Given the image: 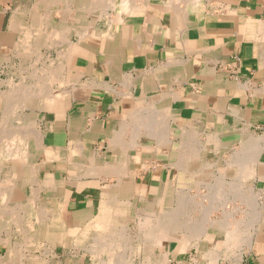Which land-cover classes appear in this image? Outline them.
Here are the masks:
<instances>
[{"label":"crops","instance_id":"crops-1","mask_svg":"<svg viewBox=\"0 0 264 264\" xmlns=\"http://www.w3.org/2000/svg\"><path fill=\"white\" fill-rule=\"evenodd\" d=\"M38 76L43 96L20 119L38 126L42 146L21 160L22 182L39 188L64 234L112 236L95 223L106 203L119 205L111 231L134 226L144 239L147 215L199 198L217 207L206 231L189 223L140 239L142 264H264V0H0V91ZM14 103L0 99V122ZM207 188L225 196L209 201ZM228 201L241 209L228 214ZM93 253L106 262L105 249Z\"/></svg>","mask_w":264,"mask_h":264},{"label":"rangeland","instance_id":"rangeland-1","mask_svg":"<svg viewBox=\"0 0 264 264\" xmlns=\"http://www.w3.org/2000/svg\"><path fill=\"white\" fill-rule=\"evenodd\" d=\"M21 88H22V86H20V84H19V86L15 88L14 92H1L0 91V98L1 99L7 98V100H9V102H13L14 100H15L14 102H16V98L23 96V95H26V93H27V91H25L26 92L25 93L23 89H22L23 90L22 91ZM12 98H13V100H12ZM5 111H6L5 112V118L2 120V122H0V132H1L0 133V140H1L0 145H1V147L7 148L5 146L8 144V142H7L8 140L5 141L6 137L7 136L9 137V133L12 130L14 131V129H17L21 125V119L19 117L23 116V114H22L23 109L18 107L17 109L11 108L10 110H5ZM7 112H9L10 115H8ZM14 113H16V114H14ZM5 120H6V122H5ZM34 125L35 124H33V127H34ZM15 126H17V127H15ZM11 128H13V129H11ZM3 130H5V132H3ZM6 132H7V134H6ZM33 140H34V138L30 140L31 145H32V142H34ZM31 150L32 149L30 147V151ZM21 160L23 162V158L4 157L3 154H0V167H2V172L0 173V183H1L0 184V187H1L0 191L1 192L4 190L6 191L7 188H5V187L9 183V181H11L12 182L11 185L15 182H16V184H18L19 191H20V193H22L21 194L22 198H19L20 202L19 201L13 202L10 199L9 201H5L6 203L4 202L6 204L5 205L0 201V219H1L0 222L2 221L1 222L2 224L0 223V238H1L0 239V264H94L95 262L99 261L93 253V246H95L96 243L98 242L99 232L94 231V235L84 236L83 241L80 244L77 240L78 239L77 237L72 236V235H68L69 232H68V234L65 233L66 235L64 234V232H65L64 229L60 226V223H58V221L55 218V215H56L55 212H49L48 215H46V217L44 214H42L41 215L42 216V219H41L42 223H41L40 220L35 219L37 217H36L34 212L24 213L21 210H20V212L18 211L19 209L17 208V205L18 204H25L27 200L28 201L32 200L33 199L32 193H34L36 195L37 189H39L38 187L37 188L33 187L31 192L29 193V191H30L29 188H26L28 186H26V187L23 186V182H24L23 180H24V178H26L28 176V168L24 167ZM7 175H8V177H7ZM13 175L15 177H13ZM4 182H6V183H4ZM25 183L28 184L29 182H25ZM1 192H0V194H1ZM190 192L194 196H199L198 190H191ZM213 193H214L213 189H211V190L207 189V190H203V194H201V195H203V196L206 195V197L208 199L212 196ZM0 198H1V195H0ZM0 200L3 201V199H0ZM23 200H25V201H23ZM197 200L200 201L199 198H197ZM197 202H195V204L197 206L195 204L188 206L189 208L191 207L189 209V211H184V212H181L179 214L178 213L174 214V216L176 217V218H174L175 222L177 221L176 223L175 222L174 223L180 227V230H182V228L184 226L187 227L189 225V223H192V224L195 223L194 226L196 227V226L202 225V223H204L205 221L210 220L209 215L212 212L209 214L206 210H207V208L209 209V207H211V206L199 204ZM229 204H230V201H229ZM10 207L12 209H10ZM49 207H52V206H49ZM188 207H187V210H188ZM227 207H230V206L227 205ZM7 208H9L10 210ZM232 208H236V206H233ZM15 209H17V212L13 211ZM9 212H11V213H9ZM206 212H207L208 216L206 215ZM18 213H19V215H18ZM176 214H178L177 215L178 217L176 216ZM49 215H51V216H49ZM204 215H206L205 219H207V220H204V221L199 223V221L201 220L200 218L202 216L204 217ZM220 215H221L220 212H218V216H220ZM18 216L23 217V218H19ZM43 217L45 220L43 219ZM4 218H5V220H4ZM6 218H8V219L6 220ZM188 218L192 219V221L189 220ZM37 221H38L39 225H38ZM44 222H46V224H47L46 226L42 225ZM40 223H41V225H40ZM31 225H33V226H31ZM9 226H11V227H9ZM31 227L33 228L32 230L30 229ZM12 228H13V230H12ZM16 228H17V232H16ZM123 230L124 231L126 230L125 235H124ZM28 231H30V232H28ZM114 231H117L120 234V235L116 236V237H118V238L120 237V238L119 239L115 238V239H118V240H116L115 243L120 241L121 243L119 242L118 244L119 245L121 244V246L117 245L118 247L115 250L116 253H115V251L111 253V255H115V257H116V260H112L113 264H123V263L124 264H142L144 259L141 258V254L134 252L135 248H137V246L141 245L140 239H143L141 237L142 235L140 236V230H136V228H134V226H131V228H125V229H122V228L119 229L118 228V229H115ZM21 234H23V235H21ZM25 234L29 237L34 238V239H31L29 237L27 238ZM24 235H25V237H24ZM33 235H34V237H33ZM69 236H71V237H69ZM121 236L126 241H124V239H122ZM23 238L24 239L27 238V239L24 240ZM28 239H31L29 241H33V242H29ZM101 239L102 238H99V241ZM168 239H169V236L167 238L163 239V241H161L158 245L161 246L163 244V242H165ZM123 241H124V243H122ZM28 242L31 243V245ZM70 246H72L76 249H79V250L81 249V251H78V250L75 251V250L71 249ZM155 246H157V245H155ZM87 248H89V250H90L89 253L85 252V250H87ZM17 251H19L20 254ZM103 255H104L103 257L105 258V260L108 261L109 253L107 252V254H103ZM142 255H144V254H142ZM159 257H160V255H159ZM9 258H10V260H9ZM160 264H165V261H163V263L160 262Z\"/></svg>","mask_w":264,"mask_h":264},{"label":"bare ground","instance_id":"bare-ground-1","mask_svg":"<svg viewBox=\"0 0 264 264\" xmlns=\"http://www.w3.org/2000/svg\"><path fill=\"white\" fill-rule=\"evenodd\" d=\"M73 1V0H72ZM184 1H186V0H184ZM135 2V1H134ZM136 2H138L139 3V1H136ZM173 2V1H172ZM129 3V2H128ZM127 3V4H128ZM131 3V2H130ZM73 4V3H72ZM126 4V3H125ZM124 4V5H125ZM136 4V3H135ZM62 5V4H61ZM122 5V4H121ZM123 5V6H124ZM65 6H66V4H65ZM76 6V5H75ZM174 6H176V5H174ZM62 7V6H61ZM114 7V6H113ZM65 8H67V7H65ZM95 8V7H94ZM98 8V7H97ZM126 8H127V6H126ZM96 9V8H95ZM121 9H123V8H121ZM133 9V8H132ZM101 10H104V9H101ZM125 9H123V11H124ZM126 11V10H125ZM99 14H101V13H99ZM106 18H107V16H106ZM68 24V23H67ZM67 24H66V26H67ZM70 26V25H69ZM63 28H64V26H63ZM66 29H69L68 27L66 28ZM29 30V29H28ZM45 30V29H44ZM70 30V29H69ZM26 32V31H25ZM38 32V31H37ZM45 32V31H44ZM48 32H50V30H48ZM55 32V31H54ZM64 32V31H63ZM75 32V31H74ZM35 34H36V31L34 32ZM39 33V35L38 36H40V32H38ZM45 33H47V32H45ZM56 33V32H55ZM47 34H49V33H47ZM52 34V33H51ZM61 34V33H60ZM81 34V33H80ZM37 35V34H36ZM35 35V36H36ZM53 35V34H52ZM57 34H54L53 36H56ZM25 36V35H24ZM26 36H27V34H26ZM62 36V35H61ZM29 37H31V35H29ZM37 37V36H36ZM51 37V36H50ZM26 38V37H25ZM28 39V38H27ZM27 39H26V41H27ZM36 39V38H35ZM52 39H53V37H52ZM60 39H62V38H60ZM21 41H23L22 39H20ZM25 40V39H24ZM28 40H30V39H28ZM66 40V39H65ZM18 41V40H17ZM61 41V40H60ZM16 42V41H15ZM33 42H34V40H33ZM36 42H37V40H36ZM35 42V43H36ZM62 42H65V41H62ZM61 42V43H62ZM17 43V42H16ZM20 43V42H19ZM27 43V42H26ZM56 43H58V42H56ZM28 44V43H27ZM31 44V43H30ZM34 44V43H33ZM67 44H69V43H67ZM18 45V44H17ZM40 45V44H39ZM53 45V44H52ZM57 45V44H56ZM45 46V45H44ZM23 47V46H22ZM53 47V46H52ZM17 48H18V46H17ZM56 50V49H55ZM54 50V51H55ZM60 50H62V49H60ZM28 51H30V50H28ZM68 52V51H67ZM23 53V52H22ZM24 54V53H23ZM26 55H28V54H26ZM30 56V55H29ZM61 56V55H60ZM4 58H6V57H4ZM8 58V57H7ZM18 58V57H17ZM20 61V60H19ZM23 61V60H22ZM10 62V61H9ZM11 63V62H10ZM13 63V62H12ZM36 63V62H35ZM60 64H61V62H59ZM66 63V62H65ZM53 65V64H52ZM58 65V64H57ZM55 67V66H54ZM61 67V66H60ZM65 67V66H64ZM27 68V67H26ZM45 68V67H44ZM53 68V67H52ZM23 69V68H22ZM59 69V68H58ZM62 69H63V66H62ZM49 70V69H48ZM53 70V69H52ZM55 70V69H54ZM44 71V70H43ZM63 71V70H62ZM34 72V71H33ZM41 74H42V71L40 72ZM59 74V73H58ZM57 75V74H56ZM29 76H30V74H29ZM28 76V77H29ZM33 76H35L34 74H33ZM43 76V75H42ZM48 76V75H47ZM52 76V75H51ZM65 76V75H64ZM40 76H38V77H36L35 78V87L33 86H30V87H32V88H30V89H28V90H24V92L25 91H27V93H26V95H23V96H20V97H18V98H16V102L14 103L15 105H13L12 107L14 108V109H17L18 107H20L21 109H23V111H24V108H25V105H26V103H27V101H28V99L31 97V98H33V97H38L39 95H42L43 96V89H41V91L42 92H40V90H39V86H38V80L40 79L39 78ZM63 77V76H62ZM42 78V77H41ZM52 78V77H51ZM50 77L49 78H46V80H50L51 79ZM43 79V78H42ZM53 79V78H52ZM34 80V79H33ZM44 80V79H43ZM43 80H42V83H43ZM45 80V81H46ZM51 81H54V80H51ZM63 81H64V79H63ZM62 81V82H63ZM24 82V81H23ZM23 82H21V84L23 83ZM57 82V81H56ZM60 82V81H59ZM62 82H60V83H62ZM42 83H41V85H42ZM46 83V82H45ZM51 83H53V82H51ZM59 83V84H60ZM64 83V82H63ZM47 84V83H46ZM50 84V83H49ZM37 85V86H36ZM50 86V85H49ZM18 87V86H17ZM12 88V87H11ZM51 88V87H50ZM65 89V88H64ZM19 90V89H18ZM22 90V89H21ZM22 90V91H23ZM62 90V89H61ZM59 92V91H58ZM64 92V91H63ZM49 93V92H48ZM70 93V92H69ZM9 94V93H8ZM16 95V94H15ZM45 95H47L46 93H45ZM65 95V94H64ZM41 96V97H42ZM53 96V95H52ZM4 97V96H3ZM1 99V98H0ZM7 99V98H6ZM6 101V100H5ZM15 101V100H14ZM11 103V102H10ZM13 103V102H12ZM10 105V104H9ZM10 110V109H9ZM23 111H22V113H23ZM16 112V111H15ZM8 113V112H7ZM14 114H16V113H14ZM8 115H10V114H8ZM19 116V115H18ZM5 118V117H4ZM7 118V117H6ZM19 118H21V117H19ZM10 119V118H9ZM5 122H6V120H5ZM4 122V123H5ZM18 122V121H17ZM142 122H143V120H142ZM23 123V122H22ZM22 123H21V125H22ZM162 123V122H161ZM19 126L17 129H14V131L12 132H10L9 133V137L7 136L6 137V140L5 141H7L8 142V144L7 145H5L7 148H4V147H1V145H0V154H3V156L4 157H11V158H13V157H17V158H23V159H27L28 158V156H29V154L31 153L30 152V147H31V142H30V140L31 139H33L34 138V143L35 144H37V147H39V145H41V133H40V131H39V129L34 125V127H33V124H31V125H22V126ZM12 126V125H11ZM15 127H17V126H15ZM132 127V126H131ZM3 129V128H2ZM11 129H13V128H11ZM134 129V128H133ZM7 130V129H6ZM140 131V130H139ZM3 132H5V130H3ZM151 132V131H150ZM1 133V132H0ZM6 134H7V132H6ZM12 134V135H11ZM133 134V133H132ZM151 134V133H150ZM4 135V134H3ZM136 135V134H135ZM150 136V135H149ZM260 138V137H259ZM257 139V138H256ZM122 140V139H121ZM158 141V140H157ZM163 141V140H162ZM0 142H1V140H0ZM112 143H114V142H112ZM42 146V145H41ZM44 147V146H43ZM114 147V146H113ZM3 148V149H2ZM125 149V148H124ZM259 149V148H258ZM262 149V148H261ZM47 151V150H46ZM260 151V150H259ZM48 152V151H47ZM50 152H51V149H50ZM258 152V151H257ZM261 152V151H260ZM254 153V152H253ZM256 153V152H255ZM46 154V153H45ZM47 154H49V152L47 153ZM54 154V153H53ZM53 154H49V155H53ZM259 154V153H258ZM56 155V154H55ZM161 155V154H160ZM258 156V155H257ZM56 158H57V156H56ZM70 158H71V156H70ZM252 158H253V156H252ZM7 159V158H6ZM9 159V158H8ZM46 159H48V156H46ZM59 159V158H58ZM131 159H133V158H131ZM247 159V158H246ZM50 160V159H49ZM52 160V159H51ZM55 160V159H54ZM255 160H257V159H255ZM69 161V160H68ZM230 162V161H229ZM233 162V161H232ZM241 162V161H240ZM257 162V161H256ZM255 163V162H254ZM230 164H231V162H230ZM229 164V165H230ZM257 164V163H256ZM256 164H255V166H256ZM232 165V164H231ZM241 165V164H240ZM240 165H238V166H240ZM254 166V167H255ZM34 167V166H33ZM233 167V166H232ZM249 167V166H248ZM4 168V167H3ZM10 168V167H9ZM32 168V167H31ZM231 168V167H230ZM35 168H32V174H31V180L32 179H35L36 178V175H37V171H35L34 170ZM240 170V169H239ZM8 171V170H7ZM2 172V167H0V173ZM22 172V171H21ZM251 172H253V171H251ZM250 172V173H251ZM255 172V171H254ZM242 173H243V171H242ZM14 174V173H13ZM15 175V174H14ZM13 175V177H15ZM20 175V174H19ZM240 175V174H239ZM245 174H243V176H244ZM6 177V176H5ZM7 177H8V175H7ZM6 177V178H7ZM219 177V176H218ZM223 177V176H222ZM245 177V176H244ZM51 178H53V177H51ZM8 179V178H7ZM16 179V178H15ZM11 180V179H10ZM9 181V180H8ZM48 181V183H50V179L49 180H47ZM217 181H218V179H217ZM222 182V181H221ZM221 182H219V183H221ZM4 183H6V182H4ZM11 181H9V183L6 185V187L5 188H7V190L5 191H0L1 192V198L0 199H3V201L2 200H0L3 204H5L6 202L5 201H9L10 199H11V197H12V194H13V192L15 191V189L18 187V184H16V183H13L12 185H11ZM218 183V182H217ZM217 183H216V186H217ZM219 183H218V185H219ZM222 183H225V182H222ZM1 184V183H0ZM3 184V183H2ZM53 184V183H52ZM211 184V183H210ZM4 185V186H5ZM51 187H52V185L51 184H49ZM176 185V184H175ZM174 185V186H175ZM213 185V184H212ZM3 187V186H2ZM206 187V186H205ZM213 187V186H212ZM217 187H219V186H217ZM221 187H223L222 185H221ZM235 187V186H234ZM1 188V187H0ZM52 188H54V187H52ZM209 188V187H208ZM207 188V189H208ZM225 188V187H224ZM226 189V188H225ZM209 190H211V189H209ZM251 190V189H250ZM249 190V191H250ZM248 191V190H247ZM39 191L37 192V194L35 195L34 193H33V199L32 200H27L26 201V203L25 204H18L17 205V208L19 209L18 211L20 212V210L22 211V212H24V213H28V212H34L35 213V215H36V217L37 218H35V219H38V220H40V222L42 223V214H44L45 215V217H46V215H48V213L49 212H53V210H50L49 209V207L48 206H46L45 204H43V203H41L40 202V196H39ZM202 194V193H201ZM215 194V193H214ZM217 195V198H218V196L219 197H223V196H225V194H223V193H216L215 194V196ZM244 195V194H243ZM242 195V196H243ZM194 196V195H193ZM245 196V195H244ZM243 196V197H244ZM190 197V196H189ZM233 197V196H232ZM207 198V197H206ZM227 198H229V197H227ZM255 198H257V195H256V197ZM178 199L179 200H181V199H184V200H186L187 199V195H186V193L185 192H183V191H179L178 192ZM189 199H193V198H189ZM209 199V198H208ZM211 199V198H210ZM210 199H209V201H210ZM212 199H214L213 197H212ZM220 199V198H219ZM231 199H233V198H231ZM237 199V198H236ZM235 199V200H236ZM244 199V198H243ZM111 200V199H110ZM237 200H239V199H237ZM236 200V201H237ZM240 200H242V198L240 199ZM11 201H12V199H11ZM23 201H25V200H23ZM106 201V200H105ZM107 201H108V199H107ZM198 201V200H197ZM201 201V200H200ZM199 201V202H200ZM213 202H214V200H212ZM217 201H218V199H217ZM248 201V200H247ZM5 202V203H4ZM13 202H15V201H13ZM16 202H18V201H16ZM20 202V201H19ZM22 202V201H21ZM114 202V201H113ZM118 201H116V203H117ZM181 202V201H180ZM199 202H197V203H199ZM242 202V201H241ZM240 202V203H241ZM119 204H120V202H118ZM165 203V202H164ZM261 203V202H260ZM2 204V205H3ZM186 204V203H185ZM236 204V203H235ZM256 204V203H255ZM6 205V204H5ZM157 205V204H156ZM155 205V206H156ZM169 205V204H168ZM183 205V204H182ZM196 205V204H195ZM227 205H230L229 204V201L228 202H226V204L224 203V205H223V208H225V210L224 211H228L227 213L229 214H233L234 212H237V211H239V209H241L239 206V208H234V210H232L230 207H227ZM236 205H239L238 203L236 204ZM244 205V204H243ZM118 206L119 205H117V207L113 204H111V205H106V203H104L103 204V207H102V209L100 210L101 212H100V216L98 217V219L95 221V223H96V226H97V228L98 229H104V230H109L110 232H112V236H110V237H108V238H105V239H102L101 241H99L98 240V242L96 243V245L94 246V248L95 247H97V248H99V247H101V248H103V249H105L106 250V254H107V252L109 253V255H108V261H106V262H101V264H113V261L112 260H116V257H115V255H111V253L112 252H114L115 250H116V248L118 247L117 245H119L118 243L120 242H117V243H115L116 242V240H118L119 238L118 237H116V236H118V235H120L118 232H113V231H111V228L110 227H112L114 224L116 225V223L113 221V219H114V216L116 215L115 213H117V211H118ZM158 206V205H157ZM156 206V207H157ZM164 206H165V204H164ZM179 206H181V205H179ZM186 206V205H185ZM197 206V205H196ZM195 206V207H196ZM211 207H209V209L207 208V212L210 214L211 212H213L214 210H216V206L214 205V203H212L211 205H210ZM235 206V205H234ZM4 207V206H3ZM8 207V206H7ZM13 207V206H12ZM15 207V206H14ZM111 208V210H109L108 208ZM159 207V206H158ZM170 207V206H169ZM193 207V206H192ZM6 208V207H5ZM171 208V207H170ZM183 207H181L180 209H178L177 211H174V212H166V211H164L163 210V214H161V216H160V218H158L157 216V218H156V220L154 221V219H153V217L155 216V215H153L152 216V214L151 215H147L146 216V218L144 219L145 221L144 222H142V224H140V226L142 227V229H145V230H143V231H145V234H146V236L144 237V239L143 240H146L147 242H149V244H154V241H155V239H156V237H164V236H167L168 234H171V233H177L176 231H182V230H180V227L177 225V224H175L176 222H175V219L174 218H176L175 216H174V214L175 213H181V212H184L183 211V209H182ZM191 208V207H190ZM189 208V209H190ZM7 209H9V208H7ZM10 209H12L11 207H10ZM9 209V210H10ZM14 209V208H13ZM167 209H169V208H167ZM250 209H251V207H250ZM3 210V209H2ZM16 210V211H15ZM15 210H13L14 212H17V209H15ZM232 210V211H231ZM255 210V209H254ZM7 211V210H6ZM234 211V212H233ZM251 211V210H250ZM5 212V211H4ZM164 212H166L165 214H164ZM205 212V211H204ZM207 212H206V215L208 216V214H207ZM232 212V213H231ZM241 212V211H240ZM246 212V211H245ZM9 213H11V212H9ZM144 214H146V213H144ZM178 214H176V216L178 215ZM3 215V214H2ZM16 215V214H15ZM18 215H19V213H18ZM237 215H239V214H237ZM14 216V215H13ZM12 216V217H13ZM49 216H51V215H49ZM162 216H164V217H162ZM240 216V215H239ZM3 217V216H2ZM19 217V216H18ZM178 217V216H177ZM19 218H23V217H19ZM164 219V220H166L165 222H161V221H159V222H157L159 219ZM237 218V217H236ZM3 219V218H2ZM8 218H6V220H7ZM12 219V218H11ZM43 219H44V217H43ZM141 219V218H140ZM189 219V218H188ZM225 219V218H224ZM229 219V218H228ZM227 218H226V220H228ZM232 219H234V218H232ZM1 220V219H0ZM4 220H5V218H4ZM13 220V219H12ZM22 220V219H21ZM45 220V219H44ZM190 220V219H189ZM205 220H207V219H205ZM15 221V220H14ZM170 222L171 224H168L167 225V222ZM229 221V220H228ZM232 221V220H231ZM239 221V220H238ZM2 222V221H1ZM0 222V223H1ZM17 222V221H16ZM138 222H140V221H138ZM175 222V223H174ZM210 222H213V221H210V220H208V221H205L204 223H202V225H200V226H196V227H194V230H196L198 233H204L205 231H206V229H207V224L208 223H210ZM227 222V221H226ZM235 222V221H234ZM240 222H241V220H240ZM257 222V221H256ZM21 223V222H20ZM31 223V222H30ZM37 223H38V221H37ZM41 223H40V225H41ZM230 223V222H229ZM2 224V223H1ZM94 224V223H93ZM118 224V223H117ZM233 224V223H232ZM38 225H39V223H38ZM42 225H47L46 224V222H44ZM229 225V224H228ZM31 226H33V225H31ZM92 226V225H91ZM119 226H120V224H119ZM187 226V225H186ZM237 226V225H236ZM254 226V225H253ZM9 227H11V226H9ZM8 227V228H9ZM16 227V226H15ZM120 227H122V226H120ZM231 226L229 225L228 226V228H230ZM90 228V227H89ZM123 228V227H122ZM124 228H126V227H124ZM187 228V227H186ZM227 228V227H226ZM241 228L243 229V226H241ZM256 228V227H255ZM31 230L33 229L32 227L30 228ZM88 229V228H87ZM238 229V228H237ZM8 230V229H7ZM11 230V229H10ZM12 230H13V228H12ZM30 230V231H31ZM184 230H185V228H184ZM231 230V229H230ZM240 230V229H239ZM30 231H28V232H30ZM122 231V230H121ZM124 231V230H123ZM227 231V230H226ZM236 231V230H235ZM255 231V230H254ZM13 232V231H12ZM16 232H17V228H16ZM25 232V231H24ZM36 232V231H35ZM232 232V231H231ZM241 232V231H240ZM125 233H126V230L124 231V235H125ZM227 233H230V231L229 232H227ZM237 233H239V231H237ZM35 234V233H34ZM184 234H185V232H184ZM195 234V233H194ZM232 234V233H231ZM21 235H23V234H21ZM26 235V234H25ZM25 235H24V237H25ZM30 235V234H29ZM198 234H196V236H197ZM233 235V234H232ZM193 236V235H192ZM229 236V235H228ZM236 236V235H235ZM238 236H239V234H238ZM23 237V236H22ZM26 237L28 238L29 236H27L26 235ZM33 237H34V235H33ZM122 237V236H121ZM21 238V237H20ZM27 238H25V239H27ZM29 238H31V239H34V238H32V237H29ZM115 238H118V239H115ZM189 238V237H188ZM193 238V237H192ZM199 238H201V237H199ZM232 238V237H231ZM1 239V238H0ZM24 239V238H23ZM24 239V240H25ZM31 239H28V241L29 240H31ZM122 239H124L123 237H122ZM191 239V238H190ZM239 239V238H238ZM130 240V239H129ZM124 241H126L125 239H124ZM124 241L122 242V243H124ZM188 241H189V239H188ZM197 241V240H196ZM29 242H33V241H29ZM28 242V243H29ZM128 242V241H127ZM126 242V243H127ZM38 243V242H37ZM121 243V242H120ZM125 243V244H126ZM188 243V242H187ZM27 244V243H26ZM30 245H31V243H29ZM93 244V243H92ZM195 244V243H194ZM119 246H121V244L119 245ZM11 247V246H10ZM120 248V247H119ZM46 249V248H45ZM14 251V250H13ZM18 253H19V251H17ZM16 252V253H17ZM115 253H116V251H115ZM114 253V254H115ZM20 254V253H19ZM32 255V254H31ZM13 256V255H12ZM22 256V255H21ZM38 257V256H37ZM121 257V256H120ZM3 258V257H2ZM6 258V257H5ZM21 258V257H20ZM35 258V257H34ZM24 259V258H23ZM120 259V258H119ZM9 260H10V258H9ZM19 260V259H18ZM33 260V259H32ZM31 260V261H32ZM124 261V260H123ZM25 262V261H24ZM23 263V262H22ZM124 264V263H123Z\"/></svg>","mask_w":264,"mask_h":264}]
</instances>
